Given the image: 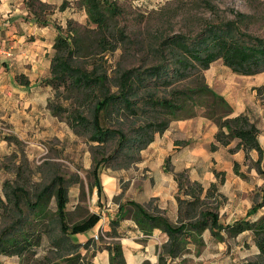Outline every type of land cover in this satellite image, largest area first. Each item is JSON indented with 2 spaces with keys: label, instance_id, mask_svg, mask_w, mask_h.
I'll return each instance as SVG.
<instances>
[{
  "label": "trees",
  "instance_id": "trees-1",
  "mask_svg": "<svg viewBox=\"0 0 264 264\" xmlns=\"http://www.w3.org/2000/svg\"><path fill=\"white\" fill-rule=\"evenodd\" d=\"M77 3L85 9L87 20L82 24L70 19L64 32L59 29L53 42L50 75L43 83L51 89L71 84L87 95L92 92L97 94L90 108V118L85 115V110L76 107L68 109L53 103L51 99L48 107L54 116L65 114L64 119L73 132L77 135L87 134L89 142L101 146L108 141L116 142L110 154L100 157L93 155L92 158L90 175L99 198L103 194L101 171L111 160L122 157L120 167L139 162L140 151L171 121L195 116H204L217 125L215 140L218 144L227 145L236 139L238 142L234 149L241 148L246 153L257 151L256 170L264 177V147L258 142L259 130L255 123L246 114L232 116L228 101L207 83L198 81L193 86L173 89L164 97L142 92L150 84L169 86L173 80L185 79L193 74L201 76V72L217 60L236 74L263 72L264 33L250 32L248 27L252 15L232 9V17L207 21L193 35L169 33L161 37L155 47V64L143 69H123L113 79L106 72H100L96 65L87 69L75 64L74 60L81 56L84 48L90 46L96 48L98 53L117 48V38H122L124 33L121 29L116 31L112 23L121 10L116 0H78ZM26 5L37 23L47 22L43 13L50 10L49 4L40 0H26ZM108 81L111 83L107 84ZM262 89L264 86L257 87L259 92ZM115 111L126 112L136 120L132 131L113 128L104 122V118ZM210 148L215 149L216 145L211 144ZM233 169L241 178H247L238 163H234ZM165 170L170 171L168 161ZM214 173L217 177L221 175L216 171ZM173 176L178 185L177 223L170 222L155 207L148 209L130 199L120 203L119 215L110 222L111 230L107 232L112 240L98 246L99 250L108 251L109 264H126L121 243L117 239L120 237L117 231L119 221L125 217H130L145 235L151 234L155 228L167 234L168 240L160 247L157 264H169L168 258L173 260L182 256L188 251L189 244L201 245V234L206 229L219 241L224 239V234L235 237L249 231L258 254L255 259L241 264H264V186L255 194L254 203L244 218L225 224L220 220L217 205L213 208L201 207L202 199H209L217 193V183H212L204 191L200 183L190 182L184 172L173 173ZM222 180L219 179V183ZM67 192L66 181L61 176H54L43 184L32 200L28 198L23 201V189L17 185L5 189V201L0 199L1 213L4 215L10 206L12 211L16 210L17 216L0 230V255L17 256L19 264H93L87 256L89 245L96 244V241L91 237L80 244L73 240L72 235L91 229L99 220V215L89 213L70 224L67 220ZM52 199L55 200L54 211L49 207ZM22 203L26 210L22 208ZM54 221L58 228L56 233L51 227ZM44 238L48 239L45 253L37 255ZM82 250H85L84 254ZM48 252L54 253V256L50 257ZM141 264L150 263L144 261Z\"/></svg>",
  "mask_w": 264,
  "mask_h": 264
},
{
  "label": "crops",
  "instance_id": "crops-1",
  "mask_svg": "<svg viewBox=\"0 0 264 264\" xmlns=\"http://www.w3.org/2000/svg\"><path fill=\"white\" fill-rule=\"evenodd\" d=\"M40 1L50 6V10L43 13L47 20L45 24L37 23L32 18L26 0H0V124L7 123L11 128V136L18 139L59 137L63 130L68 132L67 125L59 122L46 108L52 89L43 80L50 75L53 42L59 29L64 32L70 19L83 24L87 20L85 9L78 5V0ZM5 51L10 55H6ZM224 68L227 73L228 67L224 65L222 69ZM215 73L219 74L220 71ZM236 77H254L256 81H247L242 86H223L222 79L216 75L217 80L211 78L208 85L228 101L233 116L248 113L259 130L258 142L264 147V98H259L255 89H252L264 85V71L253 75L232 73L229 76L232 80ZM217 130V125L204 116L171 121L162 133H157L140 151L141 159L134 163L139 168H147L148 178L153 181H131L136 199L133 200L140 204L154 200L163 215L170 222L177 223L178 187L173 173L186 170L191 182H198L204 188L212 183L218 184L223 196L218 213L223 223L231 224L244 218L252 206L250 193L253 189L258 190L264 186V180L260 181L254 168H251L249 174L244 171L249 167L248 161H256L258 154L257 151L250 150L247 159L246 152L241 148L231 152L229 149L237 144L236 139L226 146L219 145L216 150H210L209 145L214 141ZM69 132L73 136L72 131ZM4 135L6 134L0 128V159L10 152L12 145L4 139ZM181 142L183 143L179 144ZM167 161L173 172L165 170ZM234 163L239 164V169L250 180L246 181V178H241L234 172ZM214 171L225 173L222 182H216ZM138 182L139 185L135 186ZM101 184L103 194L100 198L97 195L100 203L108 201L119 191L118 181H101ZM72 204L68 198L67 211L68 205ZM102 207L99 204L90 208L91 213L99 215V220L88 231L72 235L75 242L83 243L97 231L107 233L111 230L110 222L118 217V209L112 211L113 209ZM117 231L120 233L118 240L126 264H141L144 261L158 263L160 247L168 240L166 233L155 228L151 234L145 235L130 217L119 221ZM201 237V245L189 244L186 253L173 260L168 258L167 263L241 264L248 257L258 254L249 231L235 237L224 234V239L219 241L206 229ZM92 263L109 264L108 251L101 249ZM0 264H19V258L0 255Z\"/></svg>",
  "mask_w": 264,
  "mask_h": 264
},
{
  "label": "rangeland",
  "instance_id": "rangeland-1",
  "mask_svg": "<svg viewBox=\"0 0 264 264\" xmlns=\"http://www.w3.org/2000/svg\"><path fill=\"white\" fill-rule=\"evenodd\" d=\"M116 2L121 10V14L115 18L112 24L116 31L118 29L122 30L124 41L117 35V48L114 51L98 53L96 48L90 46L89 48H84L81 56L74 60L75 64L84 66L87 69H91L92 66L96 65L100 72H106L113 79L123 69L131 67L143 69L155 64V47H157L161 37L176 32L193 35L207 21H217L225 17H232V9L252 15L249 23L250 26L248 27L250 32L259 35L264 33V0H116ZM223 66L224 64L220 60H217L211 63L207 70L201 72V76L193 74L185 79L173 80L169 86H164L161 83L158 86L150 84L149 88L142 92L154 93L164 97L173 89L193 86L198 81L209 84L211 78L214 81L217 80L215 79L216 75L222 79L223 86L227 84L242 86L247 81L250 83L256 81L254 77H236L232 80L229 76L233 72L229 71L230 69L228 68L229 70L225 73V68L222 69ZM216 71H220V73L216 74ZM110 79L113 82V79ZM108 83L111 82L108 81ZM257 87H252V89H255L259 98H264V89L259 92L257 91ZM88 94L68 84L65 87L59 86L58 89L52 88L50 99L53 103L61 104L68 109L76 107L77 109L85 110V115L90 118V108L94 104L97 94L95 92ZM49 100L46 103V108L51 112L48 107ZM241 114H246L249 117L248 113ZM64 115L55 116L59 122L67 125L68 128V132L63 130V134L59 137L38 136V138L34 139L30 137L18 139L11 136V128L7 123L3 122L0 124L1 131L6 134L4 136L9 137L8 139H4L12 143L10 152L0 159V199L3 198L1 200L5 201V189L8 190L17 185L23 189L22 200L25 201L28 198L32 200L35 192L43 184L48 183L54 176H61L66 181L68 198L73 203L72 205H68L67 220L70 224L85 218L91 213L90 208L92 206L100 204V206H103L102 208L113 209L112 211H114L118 209L120 203L129 199L136 200L131 181H153V179L148 178V169L145 167L139 168V165L135 166V164L120 167L119 164L123 162L122 157L111 160L102 169L100 175L101 181H118V193L113 195L108 201L103 200L100 203L97 200V188L93 185L90 175L92 158L94 157L93 155L100 157L102 154H110L116 147V142L108 141L103 146L89 142L87 134L77 135L73 132L66 123ZM151 115L153 116L154 114L151 113ZM135 121L132 116L122 111H115L104 118V122L108 126L113 128L118 127L128 132L132 131ZM70 130L73 136L69 135ZM211 144H215L216 148L211 149ZM219 145L221 144H218L214 138V141L209 145V149L216 150ZM234 148L235 146L229 150L231 152L237 150ZM246 158L248 159V153H246ZM255 162L248 161L249 167L244 170L247 174H249L251 168H254L257 172ZM2 166L3 168L1 169ZM169 169L170 172H173L170 166ZM179 172H184V176L191 182L186 170ZM216 172L221 173L218 177L215 175L217 178L216 182H219L221 178L224 180L225 173L223 171ZM257 174L260 181L261 179L264 180L262 175L258 172ZM245 180L248 181L250 179L248 177ZM252 180L254 181V179ZM134 185H139V182ZM205 188L207 189L208 186ZM205 188L204 191L206 190ZM258 190L253 189L250 193L251 205L254 203L255 194ZM181 196L183 197L184 195L181 193ZM202 202V208H213L217 205V209L219 210L223 202V196L217 188V193L213 197L202 199ZM142 205L148 209L152 207L157 208L154 200H150ZM49 207L51 211L55 210L54 199L51 200ZM22 208L26 210L24 203H22ZM16 216L17 212L16 210L12 211V207L9 206L4 215L1 213L0 208V230L9 224L12 219H15ZM51 227L54 233L58 232L56 221L53 222ZM93 239L96 241V244L92 243L89 245L87 256V259L92 262L97 259L99 251H101L98 249V246L112 240L107 236L106 232L100 231L96 232ZM47 245L48 239L44 238L39 250L40 252L37 255L45 253L44 249H46ZM82 252L84 254L85 250H82ZM47 254L50 257L54 256L52 252H48ZM255 257L256 255H252L248 257V260H253Z\"/></svg>",
  "mask_w": 264,
  "mask_h": 264
},
{
  "label": "built area",
  "instance_id": "built-area-1",
  "mask_svg": "<svg viewBox=\"0 0 264 264\" xmlns=\"http://www.w3.org/2000/svg\"><path fill=\"white\" fill-rule=\"evenodd\" d=\"M0 51H1V47H0ZM5 53H6V55H10V54L8 53V51H5ZM96 238H97V236H96Z\"/></svg>",
  "mask_w": 264,
  "mask_h": 264
}]
</instances>
